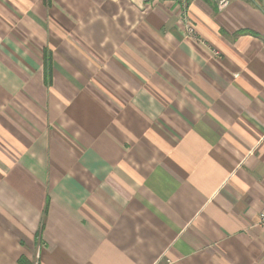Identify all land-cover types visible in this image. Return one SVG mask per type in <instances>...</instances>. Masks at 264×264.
Instances as JSON below:
<instances>
[{
    "label": "crops",
    "instance_id": "0c3cea01",
    "mask_svg": "<svg viewBox=\"0 0 264 264\" xmlns=\"http://www.w3.org/2000/svg\"><path fill=\"white\" fill-rule=\"evenodd\" d=\"M262 211L264 0H0V264H264Z\"/></svg>",
    "mask_w": 264,
    "mask_h": 264
},
{
    "label": "built area",
    "instance_id": "2783aa9c",
    "mask_svg": "<svg viewBox=\"0 0 264 264\" xmlns=\"http://www.w3.org/2000/svg\"><path fill=\"white\" fill-rule=\"evenodd\" d=\"M162 1H170L180 5L184 10H187L190 5L191 0H162ZM216 3L218 8L225 7L231 0H212ZM187 27L190 31L193 30L190 24H187ZM261 223L264 225V211L261 212ZM37 264V263H35Z\"/></svg>",
    "mask_w": 264,
    "mask_h": 264
}]
</instances>
